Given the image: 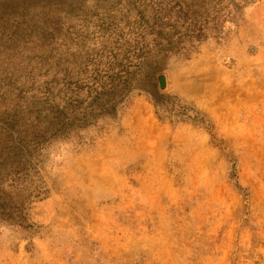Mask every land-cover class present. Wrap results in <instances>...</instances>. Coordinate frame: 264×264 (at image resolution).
Listing matches in <instances>:
<instances>
[{
	"label": "rangeland",
	"instance_id": "374dc122",
	"mask_svg": "<svg viewBox=\"0 0 264 264\" xmlns=\"http://www.w3.org/2000/svg\"><path fill=\"white\" fill-rule=\"evenodd\" d=\"M167 5L0 0V127L91 119L0 164V264H264V0L192 43Z\"/></svg>",
	"mask_w": 264,
	"mask_h": 264
},
{
	"label": "trees",
	"instance_id": "16d2710c",
	"mask_svg": "<svg viewBox=\"0 0 264 264\" xmlns=\"http://www.w3.org/2000/svg\"><path fill=\"white\" fill-rule=\"evenodd\" d=\"M253 0H168L166 10V27L174 30L177 26L193 31L188 43L194 40H202L210 33L223 31L227 24H233L237 20L239 11ZM183 50L185 47L182 48ZM176 52L180 54L182 51ZM187 50V49H185ZM171 50L164 54H169ZM116 110V107H113ZM113 111V112H114ZM84 116V115H83ZM104 113L98 117L103 118ZM91 119L78 118L72 113H59L50 120L42 121L38 116L34 120L21 123L18 119L0 127V164L16 170V173L26 178L31 172L37 174L35 167L31 166L33 160L40 161L39 152L52 142L67 139H81V130L85 129L86 122ZM81 125H74L73 122ZM97 122V121H95ZM2 166V167H3ZM41 189L37 185L35 190ZM26 183L21 184V193L26 191ZM32 194V193H31ZM25 199L17 196L16 201L9 207H5L8 213L4 214L0 224L14 227H28L27 214L25 213ZM16 212H15V211Z\"/></svg>",
	"mask_w": 264,
	"mask_h": 264
},
{
	"label": "water",
	"instance_id": "95a60500",
	"mask_svg": "<svg viewBox=\"0 0 264 264\" xmlns=\"http://www.w3.org/2000/svg\"><path fill=\"white\" fill-rule=\"evenodd\" d=\"M160 83H161V86H165V78L164 77L160 78Z\"/></svg>",
	"mask_w": 264,
	"mask_h": 264
}]
</instances>
